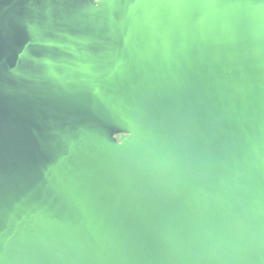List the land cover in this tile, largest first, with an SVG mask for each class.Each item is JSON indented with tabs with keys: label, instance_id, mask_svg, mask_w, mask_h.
<instances>
[{
	"label": "water",
	"instance_id": "obj_1",
	"mask_svg": "<svg viewBox=\"0 0 264 264\" xmlns=\"http://www.w3.org/2000/svg\"><path fill=\"white\" fill-rule=\"evenodd\" d=\"M0 264H264V0H0Z\"/></svg>",
	"mask_w": 264,
	"mask_h": 264
},
{
	"label": "flooded vegetation",
	"instance_id": "obj_2",
	"mask_svg": "<svg viewBox=\"0 0 264 264\" xmlns=\"http://www.w3.org/2000/svg\"><path fill=\"white\" fill-rule=\"evenodd\" d=\"M126 136H127L126 134H119L116 136V138L120 140L121 138H125Z\"/></svg>",
	"mask_w": 264,
	"mask_h": 264
}]
</instances>
